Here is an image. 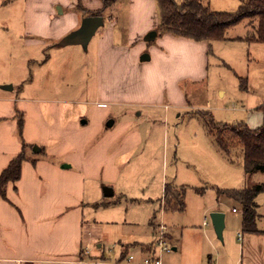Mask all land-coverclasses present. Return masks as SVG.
I'll return each mask as SVG.
<instances>
[{"label": "crops", "instance_id": "1", "mask_svg": "<svg viewBox=\"0 0 264 264\" xmlns=\"http://www.w3.org/2000/svg\"><path fill=\"white\" fill-rule=\"evenodd\" d=\"M20 4L18 55L27 60L34 49L44 53V58L30 59L37 70L26 88L20 89L21 80L13 76L0 78V173L21 151L22 142L34 146L33 152L27 149L19 179L8 182L4 196L0 194V264H97L106 259L86 247L94 241L87 235L85 219L86 207L95 203L87 198L88 187L96 181L102 185L116 181L121 165L143 143L141 128L132 117L151 115L153 109L162 107L166 117L170 108L185 106L180 82L204 78L210 44L159 30L156 0H118L105 9L101 0H21ZM110 8L116 14H106ZM96 11L103 25L86 49L58 43L77 29L87 13ZM151 31L156 36L146 41L144 36ZM53 55L69 66L70 78L73 72L82 83L73 99L46 96L52 81L46 68ZM73 58L77 60L74 66L70 65ZM38 79L44 82L40 87ZM261 122L262 117L250 127ZM162 197L163 191L157 202L164 208ZM203 222L202 226L209 225L206 218ZM158 224L151 222L152 235ZM242 236L238 231V239ZM248 244L240 264H264L250 247L253 243ZM123 245L126 255L128 246L134 248L131 254L137 261H121L120 251L121 257L111 264H142L145 257L155 254L154 241L129 245L119 240V247ZM221 251L222 256L218 252L215 262L207 264H225V244Z\"/></svg>", "mask_w": 264, "mask_h": 264}, {"label": "rangeland", "instance_id": "2", "mask_svg": "<svg viewBox=\"0 0 264 264\" xmlns=\"http://www.w3.org/2000/svg\"><path fill=\"white\" fill-rule=\"evenodd\" d=\"M20 1L0 0V78L13 76L21 80L22 89L23 85L26 88L37 70V65L30 59L42 60L44 53L33 49L29 52L31 58L27 60H21L18 55L22 45L20 33L17 32L22 25ZM240 2L208 0L210 9L226 12H236ZM105 13L113 15L116 11L110 8ZM245 22L243 20L229 27L225 32L226 39L210 42L206 75L202 80L180 82L179 89L183 93L185 106L174 107L175 110L170 108L166 117L163 116V107L160 111L153 109L151 115L143 113L138 118L132 117L141 128L143 143L121 165L116 181L103 185L101 181H96L88 187V200L98 203L95 207V203H91L85 209L87 235L94 238V241L87 243L89 253L98 251L106 261L114 263L119 259L120 251L124 257L126 255V245L120 248L119 240L129 245L153 243L156 238L155 233L152 235L153 221L164 225V230L168 232H165L167 245L176 248L161 254L162 264L215 262L218 252L222 256L224 244L225 264H240L248 243H253L250 247L258 260H264V191L255 198L259 205L256 209L257 231L246 233L241 228V203L226 192L244 187L242 162L236 158L234 161L223 158L211 136L205 132L202 121L196 117L201 110L210 113L217 123L244 122L250 127L260 122L262 112L259 107L264 104V43L248 44L243 40L248 32ZM76 63L77 60L73 58L70 65ZM46 69L52 75L46 96L54 100L73 99L82 83L75 79L77 76L73 72L71 78L68 76L66 70L69 66L53 55ZM78 76L82 78L81 71ZM239 77H246L247 90L241 89ZM38 84L40 87L44 82L38 79ZM74 107L81 109V106ZM263 179L261 173H255L252 177L255 182ZM166 182L186 187L182 211L164 210L159 206L161 201L157 200ZM104 186H111L112 196H103ZM196 189L202 192L197 193ZM218 189H225V193L219 194ZM232 208L237 212H232ZM214 209H219L225 215V231L224 234L222 231L221 240L211 224L210 214ZM204 218L208 226H202ZM238 231L243 234L241 239L237 237ZM127 251L129 255L134 248L128 246ZM132 255L133 261H137Z\"/></svg>", "mask_w": 264, "mask_h": 264}, {"label": "trees", "instance_id": "3", "mask_svg": "<svg viewBox=\"0 0 264 264\" xmlns=\"http://www.w3.org/2000/svg\"><path fill=\"white\" fill-rule=\"evenodd\" d=\"M118 0H101L102 8L113 6ZM159 13V30L195 41L214 42L224 40L226 30L245 20L248 32L243 40L247 43H264V0H241L236 12L214 11L208 0H156ZM88 15H100V11ZM240 87L247 90L246 77H239ZM262 122L255 128L244 122L222 124L214 121L208 112L199 110L198 117L207 135L223 158L229 161L238 159L244 169L245 186L240 189L227 190V195L241 203V228L244 232H255L257 218L258 193L264 191V181L253 182L255 173L264 174V104L259 107ZM23 118L18 119L19 133L22 130ZM34 146L22 142L21 151L9 162L0 173V194L4 196L8 182H15L21 174V163L26 159L27 149L33 152ZM225 193V189H218ZM201 193V189H196ZM186 187L165 183L163 187L164 209L182 211L185 206ZM107 204V203H104ZM121 256L124 257L122 254ZM121 257V258H123Z\"/></svg>", "mask_w": 264, "mask_h": 264}, {"label": "water", "instance_id": "4", "mask_svg": "<svg viewBox=\"0 0 264 264\" xmlns=\"http://www.w3.org/2000/svg\"><path fill=\"white\" fill-rule=\"evenodd\" d=\"M103 25V17L101 15H89L81 20L80 26L65 35L60 41V45H81L86 49L91 37L96 30ZM156 36L155 31H151L144 36L146 41L153 40ZM147 58V55H144ZM143 58V56H142ZM112 121H109L111 124ZM103 195L109 197L113 195V189L108 186L103 187ZM211 224L218 239H222V231L224 228V213L221 211H213L210 214ZM174 249V248H173Z\"/></svg>", "mask_w": 264, "mask_h": 264}, {"label": "built area", "instance_id": "5", "mask_svg": "<svg viewBox=\"0 0 264 264\" xmlns=\"http://www.w3.org/2000/svg\"><path fill=\"white\" fill-rule=\"evenodd\" d=\"M233 211H235V209H233ZM203 224L206 225L207 224L206 221H204ZM164 229H165L164 225H161V224L158 225L155 231L156 238L154 239V245H153L154 247L153 252H155V254L153 253L151 256L145 257L142 260V264H161L160 255L163 252H169L171 250V248L166 243ZM239 237H240V234H239ZM133 259H134V256L132 254H129V255H126L124 258H122L121 261L128 263V262H132ZM97 264H111V263L105 260H99Z\"/></svg>", "mask_w": 264, "mask_h": 264}]
</instances>
